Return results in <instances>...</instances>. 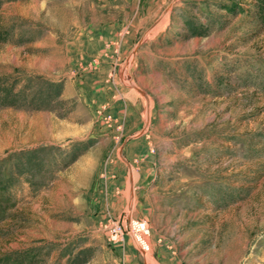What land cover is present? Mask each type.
Returning <instances> with one entry per match:
<instances>
[{"label":"rangeland","instance_id":"obj_1","mask_svg":"<svg viewBox=\"0 0 264 264\" xmlns=\"http://www.w3.org/2000/svg\"><path fill=\"white\" fill-rule=\"evenodd\" d=\"M220 5L230 0L0 5V76L64 83L48 109L0 99V264H65L67 239L93 248L86 264H264V27ZM202 11L229 22L178 38L180 13ZM101 82L130 93L119 113L129 102L138 122L97 100ZM90 140L65 164L59 153ZM35 146L55 149L39 172L17 174L9 156Z\"/></svg>","mask_w":264,"mask_h":264},{"label":"trees","instance_id":"obj_2","mask_svg":"<svg viewBox=\"0 0 264 264\" xmlns=\"http://www.w3.org/2000/svg\"><path fill=\"white\" fill-rule=\"evenodd\" d=\"M6 1L12 0H0V5H2ZM240 1L241 0H230V5H220L219 9L221 10L222 6V8H225L227 10V13L232 15L242 14L241 12H245L247 13V16L254 19L261 27H264V0H252L253 8L246 11L241 7L242 4L240 3ZM200 15L201 16L199 18L186 12L180 13L179 23L181 26H183V32L179 33L178 38L187 39L196 36L205 37L211 34L216 28H221L229 22V18L227 19V15H213L208 11H202ZM173 24L174 21H171L170 26H172ZM0 36H9V30L7 29V26H0ZM192 66L193 65H190L192 71L194 70L195 73V67ZM190 67L189 69L185 67V69H187V71H191ZM191 76H193V78L196 77V75L193 74ZM22 82L23 83L20 84V80L14 76H11V78H9V76L7 75L0 76V99L5 103L11 105L16 104L19 100H23L25 103L27 102L28 106L36 110L48 109L51 104H53V102H64L63 99L60 98L64 87V83L62 80L48 79L43 77L42 75H31L27 76ZM93 142V140H90L72 144L69 151L59 154H64L63 156L65 157L66 161L65 164H70L71 162L76 160L79 155L85 152V150H87L88 147L93 144ZM53 148L55 149L54 146H49V148H46L45 146L22 148L14 152V154H11L9 158L11 157L15 160V170L17 174H26L31 173L32 171L39 172V170H42L44 165V158H46V154L43 155L44 152ZM225 196L226 195H223V197ZM76 242L77 241H75L74 239H67V241L61 247L60 255L61 258H66L65 264H86L92 257V247H81L74 252L73 249L76 247Z\"/></svg>","mask_w":264,"mask_h":264},{"label":"crops","instance_id":"obj_3","mask_svg":"<svg viewBox=\"0 0 264 264\" xmlns=\"http://www.w3.org/2000/svg\"><path fill=\"white\" fill-rule=\"evenodd\" d=\"M161 1V3L162 2H164L165 0H160ZM132 39H133V36L132 35H129L128 37H126L125 38V42H124V44L126 43H129V42H131L132 41ZM110 67V64H108V63H104L103 64V66H102V68H103V71H105V69H107V68H109ZM100 80L101 79H98V81L97 82H100ZM102 82H104L103 80H102ZM100 83V84H102L100 87H98V90H97V100L98 101H102V100H105V99H108V98H112V101H113V103H111V107L113 106V110L116 112V113H118V114H120L121 116H122V118H125V117H127V119H129L130 120V118L132 119V117H133V121H134V124L136 123V122H138L139 121V119H140V114H139V112L137 111L136 112V110L134 109V107L133 106H131L130 104H128L129 102H127V101H125V102H127L126 103V106H125V111H121L120 113H119V111L122 109V108H119L118 109V107L119 106H122L123 107V103H120V104H118L117 102L118 101H122V99H125V100H128V98H129V96H130V93H128V92H126V93H123V94H121V96L120 95H115V96H113V94L115 93V92H113V91H111V89H110V87H106L105 85H103V83ZM112 92H113V94H112ZM91 99V98H90ZM135 100V99H134ZM92 101V100H91ZM131 101V100H130ZM130 103H135V101H132V102H130ZM116 105V106H115ZM123 114H124V116H123ZM172 258H174V257H171V262H173L172 264H178V262H177V260L175 259H172Z\"/></svg>","mask_w":264,"mask_h":264},{"label":"built area","instance_id":"obj_4","mask_svg":"<svg viewBox=\"0 0 264 264\" xmlns=\"http://www.w3.org/2000/svg\"><path fill=\"white\" fill-rule=\"evenodd\" d=\"M91 64V63H90ZM89 64V65H90ZM130 233L135 237L136 241L145 248L148 249L145 241L141 237L142 234H147L149 232L148 227H146L144 222H130ZM107 238L110 241H118L123 235V229L117 223H111L107 226Z\"/></svg>","mask_w":264,"mask_h":264}]
</instances>
